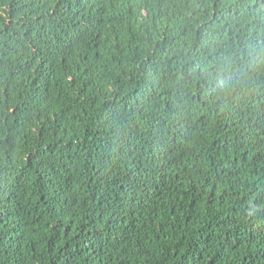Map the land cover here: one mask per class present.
<instances>
[{"label":"trees","instance_id":"1","mask_svg":"<svg viewBox=\"0 0 264 264\" xmlns=\"http://www.w3.org/2000/svg\"><path fill=\"white\" fill-rule=\"evenodd\" d=\"M0 264H264V0H0Z\"/></svg>","mask_w":264,"mask_h":264}]
</instances>
